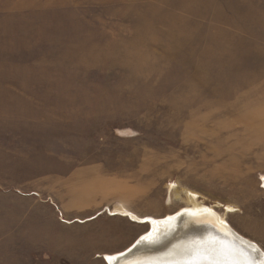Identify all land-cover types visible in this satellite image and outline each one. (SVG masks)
<instances>
[{
  "label": "rangeland",
  "instance_id": "obj_1",
  "mask_svg": "<svg viewBox=\"0 0 264 264\" xmlns=\"http://www.w3.org/2000/svg\"><path fill=\"white\" fill-rule=\"evenodd\" d=\"M263 178L264 0H0V264H107L183 190L264 252Z\"/></svg>",
  "mask_w": 264,
  "mask_h": 264
},
{
  "label": "bare ground",
  "instance_id": "obj_2",
  "mask_svg": "<svg viewBox=\"0 0 264 264\" xmlns=\"http://www.w3.org/2000/svg\"><path fill=\"white\" fill-rule=\"evenodd\" d=\"M262 181L264 186V178L262 179ZM167 189L168 193L173 192L175 194H178L176 190L177 187L175 184H169ZM180 193L185 197L186 206L177 211L176 213L166 216L162 219H138L137 216L132 213H129L126 208L124 209V207H122L121 205H116L112 211L109 210L110 215L128 217L131 221L148 224V231L150 232L148 234L145 233L146 236H144V242H141L140 246H150L155 250L151 252H143L141 250L142 248L139 247L136 251H142L140 254L137 255L136 253L134 256H132L134 259L130 260L129 262H126L129 259H123L121 261H118L119 264H181L183 261H188V255L190 252H195L203 246L208 247L209 244L205 242V238L207 236L213 238L212 235L208 234L201 238L200 236H203L202 233L195 235L192 234L194 229L187 228L188 225H184L186 219H183V221L181 222V218L177 219V216H175L177 214L193 216L191 225H209L215 230L217 237L220 238V240L217 238V243H223V245H225L226 248L229 250L233 247L234 250H237V248H239V245H243L242 247H244L245 249L243 251H246L248 255L253 257L252 259L250 258L251 264H264V252L253 244L249 243L248 241L243 240L233 231H231L230 228L225 224L223 217L215 212L216 206L205 205L203 201H199V198L201 197L198 194L193 193L192 191L183 190L179 192V194ZM227 208V212L233 211V209L229 207ZM181 232L184 235L187 233V235L182 239L177 240L167 250L161 251V248L163 246H157L167 244L169 240L174 239V236L179 235ZM163 235H165V237H162ZM199 237L201 240L198 239ZM121 253L122 252L113 255H104L103 257L107 264H111V261L118 257V255H120ZM238 255L239 254H237V256ZM219 258L224 263H226V260H228L223 257V254H219L217 256V259Z\"/></svg>",
  "mask_w": 264,
  "mask_h": 264
},
{
  "label": "water",
  "instance_id": "obj_3",
  "mask_svg": "<svg viewBox=\"0 0 264 264\" xmlns=\"http://www.w3.org/2000/svg\"><path fill=\"white\" fill-rule=\"evenodd\" d=\"M177 216V219L181 218V222L183 221V219H186V222L184 223V225H188L187 228H193V232L192 234H199L202 233L203 236H200L201 238L211 234L213 238L210 237H206L205 238V242H207V244H209V246L207 247H201L200 249L196 250L195 252H190L188 255V261H183L181 264H251V260L253 257L248 255L245 250L244 247H242L243 245H239V248H237V250H234L233 248L227 249L225 245H223V243H217V240L220 238L217 237L216 232L213 228H211L209 225H200L197 226V224H193L191 225V222L193 220V216L191 215H181V214H177L175 215ZM179 216V217H178ZM194 223V222H193ZM198 229V230H196ZM213 229V230H212ZM150 231L147 232V234ZM183 232V230H182ZM182 232L179 235L174 236V239L169 240V242L167 244H163V245H157L158 247H162L160 250H167L168 248H170V246L175 243L177 240L182 239L183 237H185L187 235V233L184 235L182 234ZM144 236L139 237L128 249H126L124 252H122L120 255H118V257H116L115 259H113L111 261V264H119L118 261H121L123 259H129L126 262H129L130 260L134 259L132 256H134L136 253L137 255L140 254L142 251H155L154 248H151L150 246L146 247L145 245L140 246L141 242H144ZM162 237H165V235H163ZM200 237L198 239H200ZM218 238V239H217ZM201 240V239H200ZM222 241V240H221ZM241 241V240H240ZM139 247H141L142 251H136ZM172 248V247H171ZM219 254H223V257L228 259L226 260L227 262L224 263L222 260L217 259V256ZM237 254H239L237 256ZM250 256V257H249Z\"/></svg>",
  "mask_w": 264,
  "mask_h": 264
}]
</instances>
